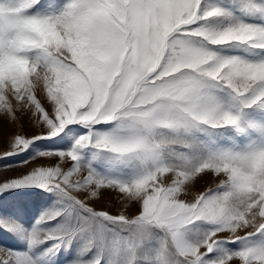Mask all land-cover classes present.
Listing matches in <instances>:
<instances>
[{
	"label": "snow or ice",
	"instance_id": "1",
	"mask_svg": "<svg viewBox=\"0 0 264 264\" xmlns=\"http://www.w3.org/2000/svg\"><path fill=\"white\" fill-rule=\"evenodd\" d=\"M0 116V264H264V0H0Z\"/></svg>",
	"mask_w": 264,
	"mask_h": 264
},
{
	"label": "rangeland",
	"instance_id": "2",
	"mask_svg": "<svg viewBox=\"0 0 264 264\" xmlns=\"http://www.w3.org/2000/svg\"><path fill=\"white\" fill-rule=\"evenodd\" d=\"M22 125V126H21ZM39 129L32 126L26 117H22L19 124H12L8 121L6 117L0 116V155H2L9 147L10 138L17 132H23L29 136L37 133ZM16 173L11 171L7 172V175L13 176ZM214 186L210 177L205 178L195 186V191H203L207 186ZM112 194H105L106 199L102 204H98L97 207H105L107 205L108 199L111 198ZM117 205L113 202V206L110 208L111 211L115 212L117 210Z\"/></svg>",
	"mask_w": 264,
	"mask_h": 264
}]
</instances>
